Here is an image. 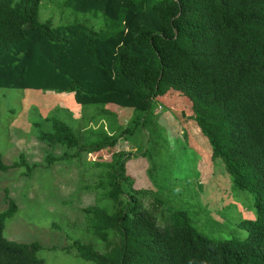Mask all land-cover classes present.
I'll return each mask as SVG.
<instances>
[{"label": "trees", "instance_id": "1", "mask_svg": "<svg viewBox=\"0 0 264 264\" xmlns=\"http://www.w3.org/2000/svg\"><path fill=\"white\" fill-rule=\"evenodd\" d=\"M40 2L0 0V88L65 94L82 110L92 107L88 122L107 121L80 132L51 118L40 141L73 148L76 156L98 154L144 130L154 101L187 100L209 160L223 162L233 189L253 195L256 213L236 225L244 239L211 238L170 195L136 188L126 174L129 154L120 153L96 163L106 171L93 190L109 205L82 210L105 251L78 240L66 250L94 264H264V0H64L63 8L101 17V26L41 21ZM116 106L134 110L126 124ZM63 158L44 155L43 168ZM25 161L20 154L6 164L0 154V174L23 167L29 175ZM4 195L0 264H42L38 243L4 237L18 210Z\"/></svg>", "mask_w": 264, "mask_h": 264}, {"label": "rangeland", "instance_id": "2", "mask_svg": "<svg viewBox=\"0 0 264 264\" xmlns=\"http://www.w3.org/2000/svg\"><path fill=\"white\" fill-rule=\"evenodd\" d=\"M63 2L41 0V21L50 18L54 26L66 21H94L101 26V17L94 19L89 14L63 8ZM116 108L113 111L121 124H126L134 114L131 108ZM91 110L92 107L82 110L70 97L51 90L0 88L2 159L13 164L23 154L27 166L33 168L29 175L24 174L23 167L0 174V213L8 207L4 189L18 207L16 214L5 222L3 234L7 240L38 243L41 249L37 256L42 264H94L81 259L73 247L66 249L78 240L99 253L105 251L104 244L90 232L82 210L109 205L102 198V191L93 190L106 171L96 163L110 162L120 153L129 154L126 174L134 180L135 187L147 189L152 195H170L190 210L198 231L214 239L247 236L236 225L241 220L255 218L253 195L233 189L223 162L209 160L206 137L189 118L192 110L187 100L178 102L166 97L161 102L154 101L144 130H138L127 141L120 140L112 150L98 154L83 152L76 156L75 149L58 145L53 150L37 138L40 133L51 131V118L64 120L80 132L89 127H106V120L96 125L88 122ZM34 122L38 125L33 126ZM44 151V155L58 158L64 154L66 158L44 169ZM150 168L153 173L148 174ZM189 199L193 201L192 207L186 204ZM151 203L152 198L145 200L147 206L152 207Z\"/></svg>", "mask_w": 264, "mask_h": 264}, {"label": "crops", "instance_id": "3", "mask_svg": "<svg viewBox=\"0 0 264 264\" xmlns=\"http://www.w3.org/2000/svg\"><path fill=\"white\" fill-rule=\"evenodd\" d=\"M35 123V122H34ZM34 123H32V124H34ZM51 148H53V150L55 149V147H51ZM44 153H45V151L43 152V157H44ZM56 154V153H55ZM58 155V154H57ZM59 158V157H58ZM40 159H41V157H40ZM44 162V159L42 158V163ZM42 165H44V164H42ZM4 191H7L6 189H4Z\"/></svg>", "mask_w": 264, "mask_h": 264}]
</instances>
